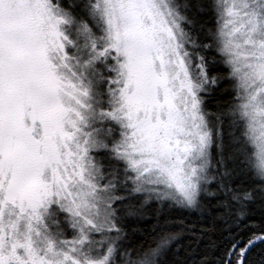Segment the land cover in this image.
Masks as SVG:
<instances>
[{
	"label": "snow or ice",
	"instance_id": "obj_1",
	"mask_svg": "<svg viewBox=\"0 0 264 264\" xmlns=\"http://www.w3.org/2000/svg\"><path fill=\"white\" fill-rule=\"evenodd\" d=\"M0 264H264V0H0Z\"/></svg>",
	"mask_w": 264,
	"mask_h": 264
}]
</instances>
